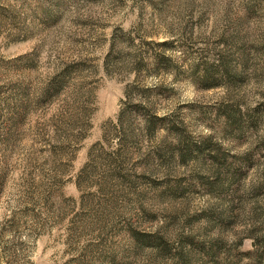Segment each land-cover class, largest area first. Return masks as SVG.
<instances>
[{"label":"rangeland","instance_id":"1","mask_svg":"<svg viewBox=\"0 0 264 264\" xmlns=\"http://www.w3.org/2000/svg\"><path fill=\"white\" fill-rule=\"evenodd\" d=\"M0 264H264V0H0Z\"/></svg>","mask_w":264,"mask_h":264}]
</instances>
